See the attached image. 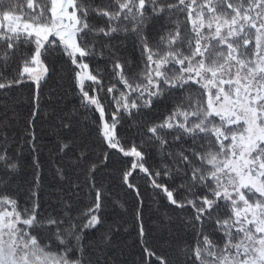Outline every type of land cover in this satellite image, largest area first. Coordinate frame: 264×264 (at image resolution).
Segmentation results:
<instances>
[{
  "label": "snow or ice",
  "instance_id": "1",
  "mask_svg": "<svg viewBox=\"0 0 264 264\" xmlns=\"http://www.w3.org/2000/svg\"><path fill=\"white\" fill-rule=\"evenodd\" d=\"M157 18L166 26L150 42L145 29ZM118 32L136 37L142 67L129 72L114 60L115 83L105 89L89 61L104 55L98 39ZM53 51L71 67L81 107L98 114L103 162L110 154L121 158L122 184L142 203L132 182L142 173L170 206L191 210L186 223L193 242L179 248L178 264H264V0H0V91L34 85L33 117ZM17 58L12 75H5ZM177 92L178 101L163 119L145 126L139 142L121 137L124 115L151 109ZM101 93L110 99V113ZM29 136L34 141L31 131ZM146 145L158 153L159 167L146 166ZM66 148L62 144L61 152ZM17 168L0 150V172ZM96 169L89 165L90 179ZM161 177H179L181 183L170 189ZM0 185L7 180L0 177ZM38 186L37 172L33 203L24 208L0 189V264H100L85 243V230L103 223L102 190L92 183V203L77 217L66 202L61 216L42 217ZM180 190L185 195L177 199ZM137 221L145 264L153 258L171 264L149 246L139 210Z\"/></svg>",
  "mask_w": 264,
  "mask_h": 264
},
{
  "label": "trees",
  "instance_id": "2",
  "mask_svg": "<svg viewBox=\"0 0 264 264\" xmlns=\"http://www.w3.org/2000/svg\"><path fill=\"white\" fill-rule=\"evenodd\" d=\"M92 22L97 26L104 25L102 19L95 17ZM165 26L164 18L152 19L145 29L149 41L154 42ZM96 47L104 55L91 58L89 63L93 71L101 73L105 89L115 83L112 75L114 60L119 59L129 72H138L142 67L139 42L133 35L118 32L110 38L100 37ZM46 63L49 73L41 84L39 109L34 117V85L29 82L6 92L0 91V150L6 149L18 164L14 173L0 172V177L7 180V186L0 185V189L15 196L21 208L30 207L38 172L39 186L36 191L41 216H61L66 202L71 206L70 214L77 217L92 203L94 191L91 185L95 183L103 192L100 212L103 223L96 229L85 230V243L94 250V257L100 256V264H145L138 235V210L149 246L157 255L169 259L171 264H178V260L182 259L178 256L179 248L193 242L192 230L186 223L191 210L170 206L162 193L150 187L142 173L136 174L132 181L139 188L142 203L132 190L122 184L121 158L110 154L107 162H103L106 147L96 133L98 114L81 107L66 58L53 51L47 56ZM17 64L18 58L5 75L11 76ZM100 95L110 113V99L106 93ZM180 95L179 92L166 95L151 109L134 112L130 117L124 115L118 127L121 137L129 142L133 139L139 142L142 139L139 133L145 126L163 119ZM30 119L33 121L31 125ZM29 131L34 134V141ZM62 144L68 145L63 152ZM144 151L146 166L150 169L159 167V155L155 148L146 145ZM81 152L87 154L84 161L79 159ZM34 161L38 162V166ZM92 163L97 165L92 174L94 179L88 176V167ZM160 182L171 189L177 188L181 179L161 177ZM184 195V191L180 190L177 199H182ZM152 264H156L154 258Z\"/></svg>",
  "mask_w": 264,
  "mask_h": 264
}]
</instances>
